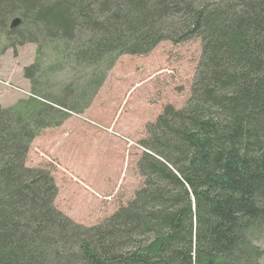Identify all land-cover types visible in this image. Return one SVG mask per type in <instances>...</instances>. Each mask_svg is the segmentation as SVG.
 <instances>
[{"label": "trees", "instance_id": "1", "mask_svg": "<svg viewBox=\"0 0 264 264\" xmlns=\"http://www.w3.org/2000/svg\"><path fill=\"white\" fill-rule=\"evenodd\" d=\"M11 19L19 46L44 43L58 63L26 68L30 97L0 108V264H253L264 230V0H0V30ZM187 40L200 42L190 95L147 125L141 185L102 223L72 222L54 207L49 172L25 165L30 145L82 114L119 57ZM66 69L79 84L38 83Z\"/></svg>", "mask_w": 264, "mask_h": 264}, {"label": "rangeland", "instance_id": "2", "mask_svg": "<svg viewBox=\"0 0 264 264\" xmlns=\"http://www.w3.org/2000/svg\"><path fill=\"white\" fill-rule=\"evenodd\" d=\"M13 21L0 30V108L30 97L26 68L37 63L47 70L58 63L55 56L49 59L44 43L19 46L9 36ZM199 56V40L163 41L147 55L121 56L82 114L71 115L60 127L45 129L35 138L25 165L49 172L57 188L53 204L58 211L91 227L131 200L142 182L136 167L147 125L166 105L185 104ZM77 72L66 69L38 83L51 89L69 81L79 84ZM252 245L253 264H264V230Z\"/></svg>", "mask_w": 264, "mask_h": 264}, {"label": "water", "instance_id": "3", "mask_svg": "<svg viewBox=\"0 0 264 264\" xmlns=\"http://www.w3.org/2000/svg\"><path fill=\"white\" fill-rule=\"evenodd\" d=\"M19 23V20L15 19L12 24H11V27H15L16 25H18Z\"/></svg>", "mask_w": 264, "mask_h": 264}]
</instances>
